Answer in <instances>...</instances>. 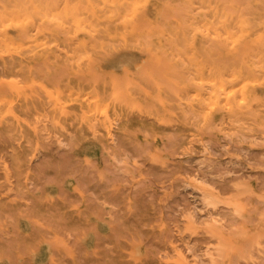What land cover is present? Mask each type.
<instances>
[{"label": "rangeland", "instance_id": "374dc122", "mask_svg": "<svg viewBox=\"0 0 264 264\" xmlns=\"http://www.w3.org/2000/svg\"><path fill=\"white\" fill-rule=\"evenodd\" d=\"M37 49L0 76L5 91L24 85L27 95L21 121L0 103V264H264V110L186 112L173 82L179 54L163 66L137 55L124 77L137 99L96 49L103 69L72 68L60 45L47 58ZM92 82L116 106L105 131L44 100L43 88L65 99Z\"/></svg>", "mask_w": 264, "mask_h": 264}, {"label": "bare ground", "instance_id": "6f19581e", "mask_svg": "<svg viewBox=\"0 0 264 264\" xmlns=\"http://www.w3.org/2000/svg\"><path fill=\"white\" fill-rule=\"evenodd\" d=\"M179 1L184 15L172 14L168 9L174 6L168 0H0V76L14 58L27 60L34 48L47 58L58 45L66 48L72 68H88L97 61L103 69V57H93L96 49L108 57L106 66L118 67L119 75L111 80L126 84L127 95L139 99L124 80L133 78L139 53L157 66H163L168 55L179 54L184 68L173 82L178 89L175 98L186 112L263 111L264 0H232L227 5L216 0ZM30 21H39L33 38L28 35ZM62 30L70 33L64 43ZM92 85L87 91L77 84L65 99L59 89L42 92L46 103L62 114H79L93 132L105 131L116 106L96 83ZM24 87L15 84L8 93L0 81V103L6 115L19 121L16 103L27 98Z\"/></svg>", "mask_w": 264, "mask_h": 264}]
</instances>
